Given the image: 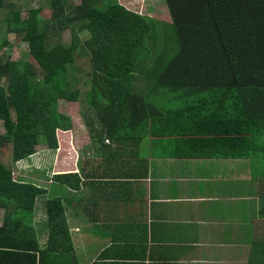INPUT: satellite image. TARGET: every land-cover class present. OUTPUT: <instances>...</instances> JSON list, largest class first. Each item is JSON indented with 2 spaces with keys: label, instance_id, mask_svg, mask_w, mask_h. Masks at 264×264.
<instances>
[{
  "label": "trees",
  "instance_id": "obj_1",
  "mask_svg": "<svg viewBox=\"0 0 264 264\" xmlns=\"http://www.w3.org/2000/svg\"><path fill=\"white\" fill-rule=\"evenodd\" d=\"M165 1L177 41L173 54L162 44L158 20L119 0H51L49 18L39 7L23 18L14 2L0 0V13L9 9L7 30L29 47L27 60L0 61V147L11 146L13 162L59 149L58 132L72 128L61 106L78 100L89 76L87 100L101 125L91 127L92 137L102 146L130 137L142 150L154 142L161 152L170 147L169 154L188 156H207L218 141L232 156L245 155L240 141L250 148L259 138L261 147L264 0ZM64 29L71 31L69 45L60 39ZM74 174L54 177L65 181ZM44 192L15 177L0 158V208L6 209L0 264H46L47 248L21 216L32 217ZM45 208L51 237L63 235L60 199H48Z\"/></svg>",
  "mask_w": 264,
  "mask_h": 264
},
{
  "label": "crops",
  "instance_id": "obj_2",
  "mask_svg": "<svg viewBox=\"0 0 264 264\" xmlns=\"http://www.w3.org/2000/svg\"><path fill=\"white\" fill-rule=\"evenodd\" d=\"M105 143L109 148L97 141L94 156L79 158V166L76 158L64 169L56 162L50 178L42 175L46 185L31 181L46 192L37 196L31 220L21 216L47 248L46 264H264L258 141L250 148L238 142L242 156L226 155L222 141L207 156L169 154V145L161 152L154 142L142 150L130 137ZM27 159L16 162L17 170ZM62 173L77 175L54 177ZM51 198L64 208L67 230L57 237L42 220ZM5 214L0 208V226Z\"/></svg>",
  "mask_w": 264,
  "mask_h": 264
},
{
  "label": "rangeland",
  "instance_id": "obj_3",
  "mask_svg": "<svg viewBox=\"0 0 264 264\" xmlns=\"http://www.w3.org/2000/svg\"><path fill=\"white\" fill-rule=\"evenodd\" d=\"M9 1L14 2L17 5V8L20 10L21 17L23 18L28 17L29 10L32 7L41 8V17L43 18H49L52 15L51 0ZM74 1L76 3H79L80 0ZM119 2L130 10H133L135 12L137 11L144 16L154 17L155 19H157L159 22L157 26L160 27L163 31L161 39L162 44H164L165 48L169 50L170 54L176 52V35L171 23H168L171 22L170 13L165 0H119ZM8 10L9 9L6 8L0 13V61L4 62L9 59L18 61H21L23 59L27 60V53L29 50L28 43L22 39L21 35L10 33L7 30L6 12ZM60 35L62 44L69 45L70 41L72 40L70 29L62 30ZM88 36L90 35L88 34ZM4 39L7 40V43L4 42ZM55 39L56 38L50 41L51 46H54ZM89 78L90 76L84 77V79L81 81L79 87L82 90L78 100L67 102L65 105L63 104L61 106V109L70 115L72 128L68 131H61L60 133L58 132L60 142L59 149H43L42 151L40 150L38 153L34 154L31 157V160L27 159L24 162L19 163L21 169L20 171L17 170L16 162H13L11 146L6 144L3 147H0V158L7 166L12 168L15 177L21 174L19 177L20 179H27L37 184L39 183V185H46L49 179L47 180L42 175L50 178L57 170L54 168L56 162H63L64 164L62 166L64 167L62 169H64L66 167L74 166L72 165V163H70V160H75L76 158L77 166H79V158L82 157V159L85 160L87 158V155L94 156V152L96 151L95 146L97 145L96 142L98 140L92 137V135L96 133L93 130L100 129L101 125L100 123H98L96 113L92 108L93 103L87 100L88 86H86V82L89 80ZM92 126H94L93 130L91 129ZM3 132L4 125L3 121L0 119V134H2ZM106 141L110 142L111 139H106ZM255 141L259 142V138L254 140L253 142ZM89 143H95L94 147L89 149ZM113 146L115 145L113 144ZM261 148L264 150V138L261 141ZM37 169L41 172H37ZM34 211L35 209L33 210V214ZM46 216L47 215L45 212L44 218L42 220L44 221V225L46 227L48 226L47 228H50ZM0 223H2V220Z\"/></svg>",
  "mask_w": 264,
  "mask_h": 264
}]
</instances>
